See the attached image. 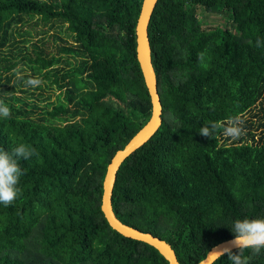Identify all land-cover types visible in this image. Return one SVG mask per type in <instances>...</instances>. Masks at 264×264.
Returning <instances> with one entry per match:
<instances>
[{"label": "trees", "instance_id": "obj_1", "mask_svg": "<svg viewBox=\"0 0 264 264\" xmlns=\"http://www.w3.org/2000/svg\"><path fill=\"white\" fill-rule=\"evenodd\" d=\"M141 1L0 0V101L11 111L0 118V148L23 143L37 153L19 160L17 199L0 204V264H168L113 230L100 208L107 165L151 115L135 49ZM203 13L226 25L202 28ZM147 32L163 123L118 168L112 207L168 243L180 264H196L234 237L236 219L264 218V120L258 136L248 129L236 141L222 130L199 134L233 116L252 125L241 116L264 98V48L255 46L264 0H156ZM18 64L31 75L17 79ZM33 75L56 85V102L28 98L23 81ZM243 256L264 264V248Z\"/></svg>", "mask_w": 264, "mask_h": 264}, {"label": "clouds", "instance_id": "obj_2", "mask_svg": "<svg viewBox=\"0 0 264 264\" xmlns=\"http://www.w3.org/2000/svg\"><path fill=\"white\" fill-rule=\"evenodd\" d=\"M257 48H264V40L257 38L255 42ZM206 52H199L197 59L200 63L205 61ZM17 79H23L19 69H14ZM25 87H37L42 81L38 78H28L24 80ZM11 115L10 108L0 101V118L7 119ZM244 121L239 116H233L228 119L226 124L217 122L205 123L199 129V134L207 139H213L215 133L222 130L225 137L236 141L244 134L242 128ZM35 149L21 143L5 151L0 148V204L5 207L10 206L17 199L20 188L18 187L20 178L24 175L19 160H29L36 155ZM234 238L222 246H217L209 254L216 256L217 259L227 255L230 264H248V258L243 256L245 249L253 250L254 255H258L264 248V218L256 219H236L230 226ZM235 249L236 251H233Z\"/></svg>", "mask_w": 264, "mask_h": 264}, {"label": "water", "instance_id": "obj_3", "mask_svg": "<svg viewBox=\"0 0 264 264\" xmlns=\"http://www.w3.org/2000/svg\"><path fill=\"white\" fill-rule=\"evenodd\" d=\"M155 2L156 0L141 1L140 10L135 25V49L144 80L151 97V115L146 125L128 142V144L122 150L116 151L107 165L104 175L103 195L100 208L107 223L113 230L126 237L143 241L153 246L168 264H180L174 251L168 243L161 240L160 238L155 237V235L150 232H144L120 221V219H118L114 213L111 197L118 168H120L124 160L129 155H131L135 149H137L152 135H154L163 123L161 118L162 111L160 106V96L157 89V80L154 68L151 63V49L147 32L148 23ZM233 238L234 237H231L212 245L206 252L204 258L198 261L196 264H212V262L216 259V256L209 254V252H212V250L217 246H222Z\"/></svg>", "mask_w": 264, "mask_h": 264}, {"label": "rangeland", "instance_id": "obj_4", "mask_svg": "<svg viewBox=\"0 0 264 264\" xmlns=\"http://www.w3.org/2000/svg\"><path fill=\"white\" fill-rule=\"evenodd\" d=\"M200 18V22H201V26L202 28L206 29L212 26H216V25H226V17L224 15L221 14H211V13H203L199 15ZM53 31L50 30L45 36H46V41L48 40L50 46H47V48L49 50L53 49V47L56 46V42L54 41L53 35H52ZM62 36V34L60 35ZM38 37V36H37ZM40 37V36H39ZM38 38H34L33 40H35V42H37ZM38 44H40L41 46H43V42H38ZM46 47V45H45ZM31 50V49H30ZM63 64H58L57 67H63ZM17 69H19L21 74H28L31 75V69L29 67H27L26 65L23 64H18L16 66ZM22 69V70H21ZM6 74V73H4ZM16 76V75H15ZM29 78H38V75H33V77H29ZM40 78V77H39ZM28 79V78H27ZM24 79V80H27ZM43 82V88H33L31 87L33 90V92H29V95L25 92H21V91H16L17 93L20 94H27L28 98H32V100H36L37 104L39 105H43L46 101H55L58 97V94L60 93V90L56 87V85H53L51 87H48L46 85L47 79L41 80ZM12 82H10L9 84H11ZM20 90V89H17ZM43 93V95H40V93ZM50 95V97H48L47 100H39V98H42L44 96H48ZM51 105H49L48 107H50ZM241 117H243L247 122L252 121V125L249 128L243 127L244 129V133L245 131H247L248 129H250L252 132H255V135L258 136L260 134V126L259 123L262 122L264 120V98H259V101L256 103V105L252 106L251 108H249L246 113H244ZM245 121V122H246ZM244 124V123H243ZM228 142H231V140H229Z\"/></svg>", "mask_w": 264, "mask_h": 264}]
</instances>
